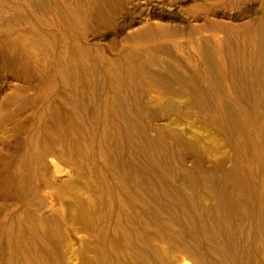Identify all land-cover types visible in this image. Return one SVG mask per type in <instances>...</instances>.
<instances>
[{"label":"bare ground","instance_id":"6f19581e","mask_svg":"<svg viewBox=\"0 0 264 264\" xmlns=\"http://www.w3.org/2000/svg\"><path fill=\"white\" fill-rule=\"evenodd\" d=\"M68 1L0 0V264H264V0Z\"/></svg>","mask_w":264,"mask_h":264},{"label":"rangeland","instance_id":"374dc122","mask_svg":"<svg viewBox=\"0 0 264 264\" xmlns=\"http://www.w3.org/2000/svg\"><path fill=\"white\" fill-rule=\"evenodd\" d=\"M12 1H15V0H12ZM28 1H30V2H32V3H38V1H42V0H38V1H35V0H28ZM46 1H50L51 2V0H46ZM53 1V0H52ZM61 1V3H63V2H65V3H63L62 4V6H65L64 4H69V3H66V2H69L68 0H65V1H62V0H60ZM74 0H72V3H74L75 4V2H73ZM87 3V4H86ZM73 4V5H74ZM81 4H83V6H81ZM70 5H71V1H70ZM73 5H71L72 7H74ZM78 5H80L81 7H80V12H81V14H83L84 16H87V18H89V20L86 22V24L88 25V27H90V29H92V30H94V31H99V34H103L104 36H102V34H101V36L98 38V39H95L94 41L92 40V41H87V40H85V42L89 45V54H90V56L91 57H93V58H95V59H97V53H98V51L102 48V49H105L107 52L108 51H110V49H112L113 47V49H115V46H116V48L119 46V45H122V44H124L125 43V41H126V38H124V37H126V31L125 30H128L129 29V27L130 26H132L133 25V23H134V19L132 18L133 16H132V14H129V16L127 15V17L126 18H124L123 20H121L120 21V25H119V27H117V28H114V25H112V24H114L113 22L115 21L116 22V19L115 18H117L118 17V15H120L123 11H124V6H123V3H122V6L120 5V6H116L114 9L112 8V7H110V8H108V7H105V6H103L102 4H96V3H93L92 2V0H83V1H81L80 2V4H78ZM88 5V6H87ZM95 5V6H94ZM102 5V6H101ZM89 7V8H88ZM103 7H105L106 9H104ZM83 8V10H81ZM83 11V12H82ZM88 12V13H87ZM113 12V13H112ZM113 15V16H112ZM90 16V17H89ZM105 18V19H104ZM106 19H108V20H106ZM115 19V20H114ZM92 20V21H91ZM104 20H106V21H104ZM90 21V22H89ZM95 21L96 22H101L100 24H98V23H95ZM107 22V23H109V24H105L104 25V22ZM90 23V24H89ZM92 23V24H91ZM90 25V26H89ZM102 25H103V28H102ZM99 26V27H98ZM124 28H126V29H124ZM114 29V30H113ZM121 29V30H120ZM114 33H113V32ZM112 32V33H111ZM107 33V34H106ZM125 40V41H124ZM96 41L98 42V43H96ZM91 42V43H90ZM96 44V45H94V44ZM120 43V44H119ZM233 43V44H232ZM91 44V45H90ZM236 44H238L237 43V41L234 39V41H233V39H231L230 40V47H231V51H230V53L228 52V53H225V56H224V53H222V58L224 57V60L222 59V61H224L223 63H224V66L225 67H227V71H230V74L233 72L234 74H231V76L233 77V78H236L237 79V77H240L241 79H242V77L241 76H243V78L244 77H248V76H250V74H251V77H253L254 76V78H252L253 80H255V78H256V76H257V78L256 79H258V78H261L262 76H264V74L262 75V73H263V70H264V66H263V64L264 63H261V62H264V60H261V59H263L264 58V56H263V58L261 57V56H258V57H254V56H250V55H248L247 54V52H245L244 50H242L241 49V45L239 46V45H236ZM232 45V46H231ZM96 46H98V47H96ZM101 48H100V47ZM109 46V47H108ZM113 46V47H112ZM111 47V48H110ZM192 47L193 48H195L196 47V45L195 44H193L192 45ZM193 48H191L190 47V49L189 48H187V50H186V55L188 56V57H190L191 58V60L192 61H194L195 59H196V56H195V49L193 50ZM238 48V49H237ZM240 49V50H239ZM92 50V51H91ZM234 50H236V51H233ZM238 50L240 51V52H238ZM166 50H149V51H147V54H146V56L148 57V59L150 60V61H154V60H156V59H167L168 57H169V55L171 54L170 52V54H168V51H166ZM193 52V53H192ZM194 54V55H193ZM229 54V55H228ZM242 56V57H241ZM172 57V56H171ZM261 57V58H260ZM168 59H170V58H168ZM172 59V58H171ZM249 60V61H248ZM195 62V61H194ZM260 63V66L258 67H256V65L258 64L259 65V63ZM256 64V65H255ZM152 67V66H151ZM230 69H229V68ZM255 67V68H254ZM258 69H259V71H258ZM97 70V71H96ZM95 71V73H94V76H96V77H94V79H93V85H94V83H96L95 85H94V87H96V88H99V87H101V85H102V76H101V70L99 69V68H97ZM251 70H252V73H251ZM255 70V71H254ZM258 72H257V71ZM262 70V71H261ZM242 71H245L246 72V74H244ZM249 71V73L247 74V72ZM240 72H242V73H240ZM261 74H260V73ZM253 73L254 74H256V73H258L259 75H253ZM241 76H240V75ZM247 75V76H246ZM253 75V76H252ZM261 75V76H260ZM101 77V78H100ZM251 77H248V79L249 78H251ZM263 78V77H262ZM245 79V78H244ZM97 80V81H96ZM243 80V79H242ZM260 81H254V82H261V79H259ZM101 84H100V83ZM99 86V87H98ZM154 98H155V100L157 101V104H159L160 106H163L168 100H169V97L168 96H166V95H163V94H161V93H157V94H155V96H154ZM164 103V104H163ZM155 107V106H154ZM171 114V115H170ZM174 114L175 113H168V117L170 118H172V119H174L175 117H176V114H175V116H174ZM170 118V121H172V119ZM192 123V124H191ZM193 124H198L197 122H196V120H191V119H189V121H188V125H193ZM188 125L187 124H184L183 126H186V127H188ZM199 133V135L201 136V137H206L207 139H209L210 138V136H209V132L207 131V130H200V131H198ZM201 132V133H200ZM206 138H204V139H206ZM206 139V140H207ZM140 159V160H139ZM138 160L139 161H141V162H143V160L141 159V158H138Z\"/></svg>","mask_w":264,"mask_h":264}]
</instances>
